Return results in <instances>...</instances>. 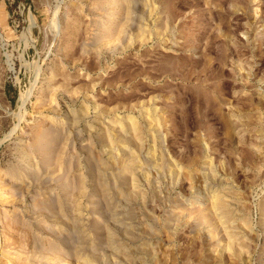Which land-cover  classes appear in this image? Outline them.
<instances>
[{
	"label": "rangeland",
	"instance_id": "obj_1",
	"mask_svg": "<svg viewBox=\"0 0 264 264\" xmlns=\"http://www.w3.org/2000/svg\"><path fill=\"white\" fill-rule=\"evenodd\" d=\"M20 263L264 264V0H0Z\"/></svg>",
	"mask_w": 264,
	"mask_h": 264
},
{
	"label": "bare ground",
	"instance_id": "obj_2",
	"mask_svg": "<svg viewBox=\"0 0 264 264\" xmlns=\"http://www.w3.org/2000/svg\"><path fill=\"white\" fill-rule=\"evenodd\" d=\"M22 100H23V99H22ZM22 100H21V101H22ZM43 132L45 133V131H43ZM43 132H42V133H43ZM44 133L41 134L42 136L40 135V133H36V134H37L36 136L40 135V136H39V138H40V137H43V135H44V136H45V135H49V134H47V133H50V131H46V134H44ZM51 134H52V133H51ZM51 134H50V135H51ZM45 138L47 139V137H45ZM49 138H50V136L48 137V139H49ZM27 147H28V146H27ZM28 149H29V148H28ZM40 151H41V150H40ZM92 151H93V150H92ZM56 154H57V153H56ZM26 155H27V154H26ZM57 156H58V155H57ZM57 159H58V158H57ZM50 160H52V159H50ZM50 160H49V161H50ZM96 160H99V159L97 158ZM90 161H91V160H90ZM99 162H100V160H99ZM57 165H58V164H57ZM103 177H104V176H103ZM102 179H103V178H102ZM2 186H3V185H2ZM45 187H46V186H45ZM2 188H3V187H2ZM82 188H83V187H82ZM75 190H76V189H75ZM77 190H78V189H77ZM143 199H144V198H143ZM144 200H145V199H144ZM217 200H218V199H217ZM217 200H216V202H217ZM214 201H215V200H214ZM214 201H213V202H214ZM69 202H70V201H69ZM216 204H217V203H216ZM54 206H55V205H54ZM213 206H214V205H213ZM217 206H218V205H217ZM43 207H44V206H43ZM217 209H218V208H217ZM39 210H40V209H39ZM218 212H219V211H218ZM226 212H227V211H226ZM50 213H51V212H50ZM71 214H72V213H71ZM129 214H130V213H129ZM78 215H79V214H78ZM46 216H47V215H46ZM125 216H126V215H125ZM132 216H133V215H132ZM60 217H61V216H60ZM130 217H131V216H130ZM61 218H62V217H61ZM25 219H26V218H25ZM56 219H57V218H56ZM130 219H131V218H130ZM64 220H65V219L62 220V222H61L62 224H63V221H64ZM22 221H23V220H22ZM66 221H67V220H66ZM14 223H16V222H14ZM67 223H68V222H67ZM71 223H72V222H71ZM111 223H112V222H111ZM121 223H122V222H121ZM16 224H18V223H16ZM22 224H23V223H22ZM12 226H13V225H12ZM16 226H17V225H16ZM110 226H111V225H110ZM20 227H21V226H20ZM17 228H18V227H17ZM17 228H16V229H17ZM42 228H43V227H42ZM111 229H112V228L108 229V231H109V235L112 236V234H113L112 232H113V231H112ZM18 230H20V228H19ZM72 230L80 231V230H81V227H79V225H78V226H77V225H74V226H72ZM16 231H17V230H16ZM111 231H112V232H111ZM27 232H28V230H27L25 233L27 234ZM28 233H29V232H28ZM16 234H17V233H16ZM71 235H72V234H71ZM25 236H26V235H25ZM28 236H29V235H28ZM83 236H84V235H83ZM29 237H30V236H29ZM107 237H108V236H107ZM109 237H110V236H109ZM26 238H27V237H26ZM110 238H111V237H110ZM56 239H57V238H56ZM56 239H55V240H56ZM73 240H74V239H73ZM29 241H30V240H29ZM57 241H58V240H57ZM68 241H69V239H68ZM53 242H54V241H53ZM74 242H75V241H74ZM74 242H73V243H74ZM112 242H113V241H112ZM112 242H111V243H112ZM26 245H28V244H26ZM50 245H51L52 248H53V252H52V248H51L50 250L48 249L49 247L46 249V252H49V254H50V252H52V253H54V254H56L57 252H58V254L60 253V248H59V246H57L58 243H57V245H56V243H53V244H50ZM21 248H23V247H21ZM111 248H112V247H111ZM42 250H43V249H42ZM44 251H45V250H44ZM139 251H140V250H139ZM142 251H143V250H142ZM27 252H28V251H27ZM55 252H56V253H55ZM78 252H79V250H78ZM81 252H82V251H81ZM52 253H51V254H52ZM45 254H48V253H45ZM51 254H50V255H51ZM58 254H56V255H58ZM56 255H55V256H56ZM59 255H61V254H59ZM52 256H53V255H51V257H52ZM98 256H99V255H98ZM91 257H92V256H91ZM88 258H90V256H89ZM92 259H95L96 262H99V258H97V257H92ZM100 261H101V260H100ZM12 262H13V260H12ZM26 262H27V261H25V263H26ZM58 262H59V261H58ZM14 263H16V262H14ZM102 263H103V262H102ZM20 264H21V263H20ZM82 264H83V263H82Z\"/></svg>",
	"mask_w": 264,
	"mask_h": 264
}]
</instances>
